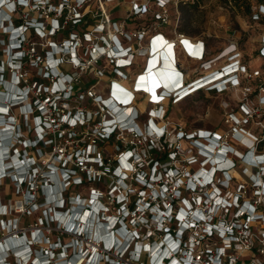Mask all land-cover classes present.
<instances>
[{"label": "built area", "instance_id": "obj_1", "mask_svg": "<svg viewBox=\"0 0 264 264\" xmlns=\"http://www.w3.org/2000/svg\"><path fill=\"white\" fill-rule=\"evenodd\" d=\"M12 1L14 10L6 22L11 28H2L7 36L3 40L21 32L23 41L16 49L6 44L0 47V108L7 109L0 112V264H31L33 252L41 244V206L45 201L40 197L47 198L56 182L64 183L66 201L65 192L71 184L107 178L113 184L106 197L112 196L117 213H108L109 205L97 189L91 188L89 196L102 201L106 215L119 216L126 211L125 222L134 232L135 242L151 249L158 246L159 251L173 243V238L180 242L178 248L175 244L171 247L162 264H264V152H257L259 140L244 126L253 113L242 104L244 118L230 113L225 128L214 129H171L164 118V106L170 103L201 90L221 93L241 86L259 71L251 72L235 48L221 52L219 58L227 56V62L213 67V61H207L203 39L184 33L167 36L162 27L170 22L169 3L184 0H129L131 16L151 13L150 20L135 28L133 36L117 21L75 29L92 12L88 6L87 12H81L88 0ZM19 8L39 17L27 11L21 22L13 25L12 14ZM262 16L264 5H254L251 20L259 22ZM144 37L146 48L139 49L135 41ZM40 39L45 40V46L35 52L33 44ZM161 41L164 45L155 51ZM262 42L264 57V38ZM163 46L172 48V57H167ZM159 50L169 64L168 86L162 77L152 86L142 81L148 62L157 58ZM180 52L203 64L206 72L187 80L178 68ZM138 56L143 64L131 73ZM149 86L153 92L146 89ZM259 87L263 90L264 83ZM137 95L149 105L142 127L137 123ZM261 100L264 103V95ZM252 136L256 141L253 150L237 149L236 145ZM182 140L189 144L184 162L177 148ZM164 145L168 158L160 161L150 150L163 151ZM23 157L31 162L28 171L21 170ZM239 160L251 167L242 169L251 181V198L240 192L241 186L238 192L228 190L232 180L228 171ZM122 161L130 169L122 166ZM74 198L80 197L68 202ZM130 198L134 210L129 209ZM179 202L181 205H176ZM36 212L39 215L33 217ZM156 233L160 239L154 245L150 239ZM107 251L101 252L106 258ZM117 252L130 259H109L116 264H136L143 253ZM146 254L151 255L149 250ZM148 260L153 264L151 257Z\"/></svg>", "mask_w": 264, "mask_h": 264}, {"label": "rangeland", "instance_id": "obj_2", "mask_svg": "<svg viewBox=\"0 0 264 264\" xmlns=\"http://www.w3.org/2000/svg\"><path fill=\"white\" fill-rule=\"evenodd\" d=\"M59 1L60 0H50L51 3H58ZM128 1L129 0H88V5L85 4L81 7V12H87L88 8L92 9V12L88 13L87 17L84 19L85 21H82L75 29L81 31L87 28V24L92 26L96 22L117 21L119 24L122 23L123 29L133 36L135 28L144 26L146 22L150 20L151 13L147 15V17L131 16V5ZM192 2L193 0H184L183 2L169 3L168 13L170 22L167 26L162 27L163 32L169 37H176L177 33H184L186 37H191L192 39H203L207 46V61L212 60L213 62L211 65L213 67H219L227 62V56L222 58H219V56L235 48V52L238 53L240 61L243 62L251 72L259 71V74L248 81L246 80L241 86L230 87L224 92L215 93L201 90L177 103H170L168 106H164L166 124L169 128L178 130L225 128L226 122L229 121L230 113H234L239 118L245 117L244 111L240 109V105L243 104L250 110V113H253L247 116L248 121L244 126L251 135L256 136L258 140H260L264 135V103L261 100L264 95V89L260 90L259 87L264 83V57H262L260 51L264 38V24L252 21L251 18L244 13H236L230 10L219 0H203L195 5ZM18 10L19 12L12 14L11 19L13 22L20 20L24 16V13L26 14L27 11L29 12L28 9L19 8ZM29 13L32 16H38L31 11ZM44 20H47L46 17H44ZM6 37L5 33L3 34L1 30L0 40H6ZM37 41L39 43L33 44L35 52L41 51L43 46H45L44 39ZM146 41V37H144L141 40L135 41V43L139 49H143L146 48ZM1 46L0 44V47ZM31 51L32 49L30 52ZM140 53L141 52H139V54ZM101 62L104 63L103 59ZM150 63L151 61L148 62V64ZM177 63L178 68L184 72V77L187 80L199 77L206 72L203 64L186 58L182 52L177 56ZM142 64V56H138L134 67L130 70L131 73L132 71L139 70ZM165 70L166 68L164 71ZM80 79H83V75H80ZM245 86L249 87V89L245 88ZM135 106L139 111L137 123L142 127L143 124L146 123L149 105L141 95H137ZM155 121L158 125L161 124L158 120ZM253 136L252 139L247 138L244 140L245 142L236 145L237 149L242 152L248 149L253 150L256 147V141ZM136 143H138V141H136ZM141 143H143V141ZM177 148L179 151V159L183 160V162L186 161V155L189 149L188 142L183 140L180 141L177 144ZM257 152H264V145L257 148ZM110 153L113 154L115 152L111 150ZM228 153H230V151ZM179 165L181 167L182 162H180ZM245 167L251 169L244 160H239L236 162V167L228 171L229 175L232 177L228 190L238 192L239 186H241L240 192L245 197L251 198L253 194L251 181L248 176L242 173V169ZM186 168L191 170L192 167L187 165ZM57 183L58 182H56V185ZM112 184L110 178L99 183H84L77 186L71 184L65 194L69 197L68 199H70V201H72L74 196H79L80 198H84L85 203L89 196L90 189L96 187V189L104 195L101 200L110 205L113 202L112 196L106 197V190ZM223 191L224 189L222 192ZM50 196L48 195L47 198L40 197L41 201H45L41 206V217L43 222L41 231L48 239L39 246L45 250L48 248L52 250L58 248L57 244L51 246L49 242L60 241L64 244L68 243L72 237L65 233L61 224H57L53 221L52 217H49V211L55 207L53 199H49ZM48 203L51 204V206H47ZM69 203L71 204L72 202L66 201L65 206H70ZM176 205H181V203H176ZM44 209H48V212H45ZM108 213H117L115 203L109 207ZM38 215L39 213L36 212L33 217H37ZM176 225V223H173L172 227H176ZM159 239L160 235L156 233L150 241L153 240L155 243L154 245H156ZM78 243L85 246L87 250L96 248L98 252L104 251L102 242L97 239L96 236L81 238ZM75 250L76 247H73V249L67 248L65 254L70 255L71 252ZM33 253L35 256L38 254L37 251ZM105 253L107 258L113 261H125L127 257L129 258L127 254L122 255L115 249H111ZM141 255L142 257H140L136 264H148V254L143 252ZM107 258L105 257V261L101 263H107ZM132 258L136 260V257ZM111 260L108 261L111 263L113 262ZM55 263L65 264V262L60 260L59 263ZM34 264H36V262Z\"/></svg>", "mask_w": 264, "mask_h": 264}, {"label": "bare ground", "instance_id": "obj_3", "mask_svg": "<svg viewBox=\"0 0 264 264\" xmlns=\"http://www.w3.org/2000/svg\"><path fill=\"white\" fill-rule=\"evenodd\" d=\"M2 30V27H0V31ZM3 33V32H2ZM23 36V35H22ZM162 45H164V43L161 41L160 43H159V46H157V47H154L155 48V51L156 50H158V49H160L161 47H162ZM168 48H170L169 46H163V50H164V52H165V54H167V57H172L173 56V52L170 50V49H168ZM160 52H161V50H159L158 52H157V58H155V59H153L152 61H151V63L150 64H147V71H148V73H146L145 75H144V77L142 78L143 80L142 81H146L149 85H151L152 86V84L154 83V80L156 81L157 80V78L159 77V78H161L162 77V79H164V84H165V86H168L169 84H170V73L168 72L169 71V64H168V62L165 60V58L163 57L162 58V56L160 57ZM169 60H171V58H168ZM150 62V61H149ZM154 66H157V67H159L158 69H157V71H155V70H150L151 68H153ZM166 68V70L164 71V69ZM150 70V71H149ZM145 78V79H144ZM146 89L147 90H149L150 92H153L154 91V88L153 87H146ZM191 93V92H190ZM187 96V95H186ZM123 162V161H122ZM121 162V163H122ZM123 165L122 166H124V167H126V163H125V161L122 163ZM248 167H250L249 165H248ZM127 168L128 169H130V165H128L127 166ZM259 181H261V178H260V176H259ZM58 186H60V184L58 185ZM51 196H50V198L49 199H54V194H53V189L51 188ZM187 203V205H189V203L188 202H186ZM47 206H51V204H49L48 203V205ZM184 213V212H183ZM181 214L180 215V217L182 218V216L184 215V214ZM105 226H107V225H105ZM104 231L102 230V232L101 233H103ZM104 235H102V237H103ZM109 240H110V242H109V244L111 243V238H109ZM68 247H70V245H67ZM171 247H174V243H170V244H168L167 246H166V252H169L170 251V249H171ZM96 249V248H95ZM158 246L157 247H155L154 249H152V251H151V255H150V257L152 258V262H153V264H162V262H160V255L158 254ZM149 257V258H150ZM36 264H39V263H37L36 262ZM148 264H150V262H149V260H148Z\"/></svg>", "mask_w": 264, "mask_h": 264}, {"label": "trees", "instance_id": "obj_4", "mask_svg": "<svg viewBox=\"0 0 264 264\" xmlns=\"http://www.w3.org/2000/svg\"><path fill=\"white\" fill-rule=\"evenodd\" d=\"M203 1V0H193V4L195 5L196 3ZM223 3L224 6L228 7L230 10L236 12V13H244L246 15H248L249 18H251V12H252V8L254 5L257 4H262L264 5V0H219ZM182 2V1H180ZM19 12V11H17ZM20 20H16V23H20ZM259 22L264 24V16L261 17V19L259 20ZM6 23V22H5ZM3 41V42H2ZM4 40H0V44H3ZM213 92V91H212ZM264 145V135L263 137L259 140V142L257 143V148H260L261 146ZM168 148L164 145L163 146V151H158L156 148H152L150 150L151 155L154 156L155 154L157 155V159L160 161H164L168 158ZM84 183H88V182H83L80 185L84 184ZM91 183V182H90ZM94 183H99V182H94ZM95 188L96 187H92ZM98 190V189H97ZM107 192V190H106ZM66 201H68V196H66ZM128 205H129V209L134 210V201L131 200V198L127 201ZM107 204V203H106ZM114 203H111L109 205L112 206ZM115 206L117 207V205L115 204ZM134 213H136L138 215V219L141 217L140 214L138 213V211H135ZM142 257V255H141Z\"/></svg>", "mask_w": 264, "mask_h": 264}, {"label": "clouds", "instance_id": "obj_5", "mask_svg": "<svg viewBox=\"0 0 264 264\" xmlns=\"http://www.w3.org/2000/svg\"><path fill=\"white\" fill-rule=\"evenodd\" d=\"M21 41H23V39L21 38ZM237 69L234 70V72L236 71ZM20 164H21V170H25V171H28L31 167V162L29 160H26L25 157H23V159L20 161ZM25 174V173H24Z\"/></svg>", "mask_w": 264, "mask_h": 264}, {"label": "snow or ice", "instance_id": "obj_6", "mask_svg": "<svg viewBox=\"0 0 264 264\" xmlns=\"http://www.w3.org/2000/svg\"><path fill=\"white\" fill-rule=\"evenodd\" d=\"M4 2V0H0V3H3ZM9 7H11V5H8ZM7 111V109H5V108H0V112H6ZM73 123H75V121H73ZM129 155H131V154H129ZM128 165H126V167H127ZM217 203H220V201H217Z\"/></svg>", "mask_w": 264, "mask_h": 264}, {"label": "flooded vegetation", "instance_id": "obj_7", "mask_svg": "<svg viewBox=\"0 0 264 264\" xmlns=\"http://www.w3.org/2000/svg\"><path fill=\"white\" fill-rule=\"evenodd\" d=\"M11 22L13 25H18L19 23L13 22V20L11 19Z\"/></svg>", "mask_w": 264, "mask_h": 264}, {"label": "crops", "instance_id": "obj_8", "mask_svg": "<svg viewBox=\"0 0 264 264\" xmlns=\"http://www.w3.org/2000/svg\"><path fill=\"white\" fill-rule=\"evenodd\" d=\"M168 49H170L171 51H172V48L170 47V48H168Z\"/></svg>", "mask_w": 264, "mask_h": 264}]
</instances>
